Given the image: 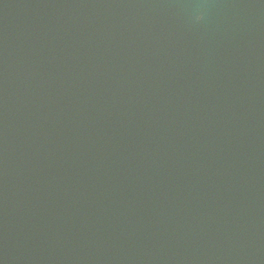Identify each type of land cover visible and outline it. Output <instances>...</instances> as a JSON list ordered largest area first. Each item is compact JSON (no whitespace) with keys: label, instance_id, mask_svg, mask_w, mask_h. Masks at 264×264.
<instances>
[{"label":"water","instance_id":"water-1","mask_svg":"<svg viewBox=\"0 0 264 264\" xmlns=\"http://www.w3.org/2000/svg\"><path fill=\"white\" fill-rule=\"evenodd\" d=\"M0 264H264V0H0Z\"/></svg>","mask_w":264,"mask_h":264}]
</instances>
